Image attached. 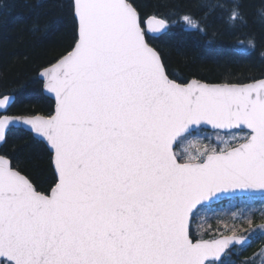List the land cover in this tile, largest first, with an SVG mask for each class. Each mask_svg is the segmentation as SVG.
I'll return each mask as SVG.
<instances>
[{
  "label": "snow or ice",
  "instance_id": "6c2138e0",
  "mask_svg": "<svg viewBox=\"0 0 264 264\" xmlns=\"http://www.w3.org/2000/svg\"><path fill=\"white\" fill-rule=\"evenodd\" d=\"M72 7L74 44L40 72L53 112L0 115V142L28 126L56 174L40 191L0 155V264H221L264 224L237 237L220 220L204 238L193 218L224 197L264 193V79L181 83L149 42L169 21L142 20L133 0ZM11 101L0 94V109ZM202 127L230 135H192Z\"/></svg>",
  "mask_w": 264,
  "mask_h": 264
},
{
  "label": "trees",
  "instance_id": "16d2710c",
  "mask_svg": "<svg viewBox=\"0 0 264 264\" xmlns=\"http://www.w3.org/2000/svg\"><path fill=\"white\" fill-rule=\"evenodd\" d=\"M133 2L142 20L154 15L169 21L166 32L149 37V42L161 53L173 79L181 83L190 78L245 83L264 77V0ZM233 11L236 18L231 17ZM184 15L198 21L199 28L187 26L181 19ZM75 39L71 0H0V94L14 96L9 115H47L52 111V101L42 94L36 75L69 51ZM0 155H7L38 190L46 191L54 184L50 154L22 129L7 132ZM211 219L199 228L208 233L204 238H209L210 229L220 220L235 225L236 234L250 226L248 220H235L229 214ZM258 219H251L252 224ZM192 228L195 234L198 227L192 223ZM235 249L237 254L228 253L236 264H254L261 252L254 238Z\"/></svg>",
  "mask_w": 264,
  "mask_h": 264
},
{
  "label": "rangeland",
  "instance_id": "374dc122",
  "mask_svg": "<svg viewBox=\"0 0 264 264\" xmlns=\"http://www.w3.org/2000/svg\"><path fill=\"white\" fill-rule=\"evenodd\" d=\"M217 134L225 137L230 135V133L228 132L218 133L204 130H197L192 133L193 136H202L205 138L211 137L213 139V142H215V136ZM225 202L221 203V205L217 208H202L194 216L193 224H195L196 227L200 228L202 225H205L208 221L212 220L211 218L215 216L221 217L226 214H229L230 217L235 220H248L247 218H233L231 216V213L233 212L237 213L238 217L250 216L251 219H253L254 217L260 218L254 224L250 225L244 233L236 234L237 236H245L247 230L250 227H255L256 225L264 224V196H246L240 198H233ZM241 210H243V212ZM247 237L254 238V240L256 241L257 248H260L261 251L257 259L254 261V264H264V255L261 254L264 253V233L257 231L255 233H252L251 235H248ZM259 240H261V242ZM232 251L236 254L238 253L237 249H233ZM221 264H236V262L234 259H232L231 256H229V253H227L223 257Z\"/></svg>",
  "mask_w": 264,
  "mask_h": 264
},
{
  "label": "water",
  "instance_id": "95a60500",
  "mask_svg": "<svg viewBox=\"0 0 264 264\" xmlns=\"http://www.w3.org/2000/svg\"><path fill=\"white\" fill-rule=\"evenodd\" d=\"M71 2H72V4H73V0H71ZM72 13H73V7H72ZM150 16H154V15H150ZM148 17H149V16H148ZM148 17H145L144 20H146ZM157 17H158V16H157ZM73 18H74V20H75V24H76V36H77V20H76V17L74 16V13H73ZM159 18H160V17H159ZM166 30H167V28L164 29V30H162V31L159 32V33H150L149 36L152 37V38H157V37H159L160 35L164 34V33L166 32ZM58 59H59V58H58ZM54 63H55V62H54ZM48 66H49V65H48ZM46 67H47V66H46ZM40 72H41V69L37 72L36 77H37V79L41 82V91H42V94H43L44 96H46L49 100L52 101V111L49 113V114H51V113L53 112V110H54V107H55V98H54V96H53L51 93H49V92L44 88V86H43L44 81H43V77L40 75ZM191 79H195V78H190L189 80H191ZM259 79H264V78H259ZM259 79H256V80H259ZM189 80H188V81H189ZM197 80H198V79H197ZM200 81H201V80H200ZM253 81H255V80H253ZM253 81H249V82H245V83H250V82H253ZM201 82H204V81H201ZM204 83L217 84V83H210V82H204ZM9 96L12 97V101H11V103H10V106H11V104H12L13 101H14V96H13V95H9ZM10 106H9V107H10ZM9 107L7 108L6 111H5L4 109H0V115H9V114H7L8 110H9ZM49 114H47V115H49ZM34 115H40V114H34ZM12 128H14V129H15V128L22 129L23 131L29 133V134L32 136V138H34V139L37 140V141H40V142L44 145V147L46 148V150H47L48 153L50 154V165H51V169H52V171H53L54 177L56 178L55 168H54V164H53V162H52V151H51V149H50V146L47 144V142H46L42 137H39V136H37L36 134H34V133L28 128V126H25V125H22V124H16V125H13V126L10 127V129H12ZM10 129H9V130H10ZM200 129L207 130V131H211V132L216 131V130H213L211 127H202V128H200ZM9 130H8V131H9ZM3 143H4V142H0V147L3 145ZM49 189H50V188H49ZM261 195H264V193H261V192L257 191V192L252 193V194L237 195V196H234V197H224L223 199H221V200H219V201H216V202H213L212 204H210V205H208V206H212V205L219 204V203H221V202H223V201L229 200L230 198H237V197H243V196H261ZM237 237H240V236H237ZM249 242H250V239L247 238V239H246V242H244V243H240V244H233L232 246H230L229 250H231V249H232L233 247H235V246L246 245V244H248ZM229 250H228V251H229Z\"/></svg>",
  "mask_w": 264,
  "mask_h": 264
},
{
  "label": "bare ground",
  "instance_id": "6f19581e",
  "mask_svg": "<svg viewBox=\"0 0 264 264\" xmlns=\"http://www.w3.org/2000/svg\"><path fill=\"white\" fill-rule=\"evenodd\" d=\"M32 115H34V114H32Z\"/></svg>",
  "mask_w": 264,
  "mask_h": 264
}]
</instances>
